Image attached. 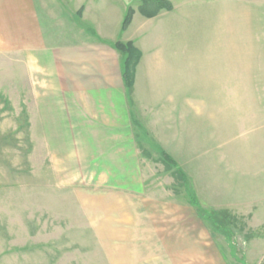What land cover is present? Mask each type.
I'll list each match as a JSON object with an SVG mask.
<instances>
[{
    "label": "rangeland",
    "instance_id": "obj_1",
    "mask_svg": "<svg viewBox=\"0 0 264 264\" xmlns=\"http://www.w3.org/2000/svg\"><path fill=\"white\" fill-rule=\"evenodd\" d=\"M169 1L173 10L151 19L139 12L141 0L32 3L49 46L99 42L98 34L134 42L143 57L129 99L142 104L151 132L136 121L139 143L148 138L178 163L204 209L235 218L231 241L206 222L208 247L225 264H264V0ZM17 17L14 1L0 0V43L8 46L0 44V264H110L77 197L83 184L67 145L42 141L41 74L19 47L24 32L13 37ZM154 164L166 167L162 157ZM169 172L189 199L176 168ZM192 226L189 247L195 233L204 243L203 226Z\"/></svg>",
    "mask_w": 264,
    "mask_h": 264
},
{
    "label": "crops",
    "instance_id": "obj_2",
    "mask_svg": "<svg viewBox=\"0 0 264 264\" xmlns=\"http://www.w3.org/2000/svg\"><path fill=\"white\" fill-rule=\"evenodd\" d=\"M8 1H14L20 14L11 29L13 37L24 32L19 47L34 54L31 63L41 74L36 95L42 141L67 145V160L83 184L77 197L109 263L225 264L224 253L208 247L205 220L185 193L175 191L172 174L155 166L161 151L156 153L148 138L139 143L140 128L133 120L151 132L138 111L142 104L136 98L130 102L114 47L117 39L98 34L99 42L49 46L32 0ZM140 145L149 157L143 156ZM192 225L203 226L204 243L202 234L195 233L198 243L189 247Z\"/></svg>",
    "mask_w": 264,
    "mask_h": 264
},
{
    "label": "trees",
    "instance_id": "obj_3",
    "mask_svg": "<svg viewBox=\"0 0 264 264\" xmlns=\"http://www.w3.org/2000/svg\"><path fill=\"white\" fill-rule=\"evenodd\" d=\"M162 10L172 11V3L169 0H141L139 12L146 18H155ZM79 14H82V11ZM134 14L135 10L130 8L124 18L122 32H125L129 28ZM114 47L122 56V77L128 95L130 96L135 86L137 68L142 60L143 54L132 41L127 43L117 42ZM133 123L140 128L136 120H133ZM140 149L144 156H150L143 146L140 145ZM161 157L163 162L166 163L165 168L167 171L172 170V167L176 168L174 174L183 181L190 204L196 208L198 215L210 225L214 234L224 236L228 241H231L232 232L236 226L235 218L228 211L212 213L204 209L200 205L197 195L189 188L188 179L178 163L164 150L161 151Z\"/></svg>",
    "mask_w": 264,
    "mask_h": 264
}]
</instances>
